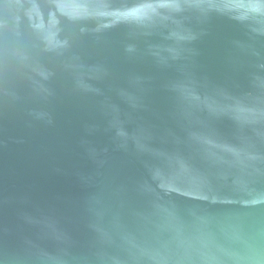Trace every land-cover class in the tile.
Here are the masks:
<instances>
[{
    "label": "water",
    "instance_id": "95a60500",
    "mask_svg": "<svg viewBox=\"0 0 264 264\" xmlns=\"http://www.w3.org/2000/svg\"><path fill=\"white\" fill-rule=\"evenodd\" d=\"M0 264H264V0H0Z\"/></svg>",
    "mask_w": 264,
    "mask_h": 264
}]
</instances>
